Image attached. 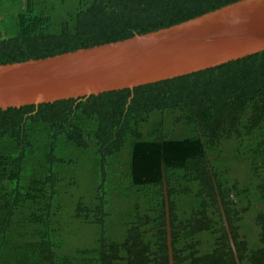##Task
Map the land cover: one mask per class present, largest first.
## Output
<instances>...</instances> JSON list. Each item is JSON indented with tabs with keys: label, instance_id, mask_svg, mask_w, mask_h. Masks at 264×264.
<instances>
[{
	"label": "trees",
	"instance_id": "obj_1",
	"mask_svg": "<svg viewBox=\"0 0 264 264\" xmlns=\"http://www.w3.org/2000/svg\"><path fill=\"white\" fill-rule=\"evenodd\" d=\"M238 1L0 0V65ZM170 234L174 264H239L232 238L241 264H264V51L135 88L0 107V264H170Z\"/></svg>",
	"mask_w": 264,
	"mask_h": 264
},
{
	"label": "water",
	"instance_id": "obj_2",
	"mask_svg": "<svg viewBox=\"0 0 264 264\" xmlns=\"http://www.w3.org/2000/svg\"><path fill=\"white\" fill-rule=\"evenodd\" d=\"M262 51L264 0H241L160 31L0 65V107H22L135 88ZM232 243L241 264L233 238ZM169 245L170 264H174L171 234Z\"/></svg>",
	"mask_w": 264,
	"mask_h": 264
}]
</instances>
